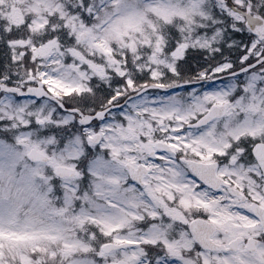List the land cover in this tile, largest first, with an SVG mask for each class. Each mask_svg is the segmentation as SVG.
Here are the masks:
<instances>
[{
	"label": "snow or ice",
	"instance_id": "snow-or-ice-1",
	"mask_svg": "<svg viewBox=\"0 0 264 264\" xmlns=\"http://www.w3.org/2000/svg\"><path fill=\"white\" fill-rule=\"evenodd\" d=\"M0 264H264V0H0Z\"/></svg>",
	"mask_w": 264,
	"mask_h": 264
}]
</instances>
